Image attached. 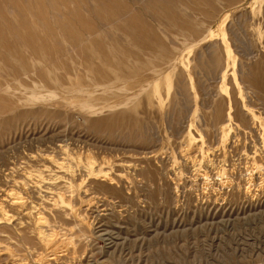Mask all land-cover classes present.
<instances>
[{"label":"rangeland","instance_id":"374dc122","mask_svg":"<svg viewBox=\"0 0 264 264\" xmlns=\"http://www.w3.org/2000/svg\"><path fill=\"white\" fill-rule=\"evenodd\" d=\"M69 1L0 0V264H264V0Z\"/></svg>","mask_w":264,"mask_h":264},{"label":"bare ground","instance_id":"6f19581e","mask_svg":"<svg viewBox=\"0 0 264 264\" xmlns=\"http://www.w3.org/2000/svg\"><path fill=\"white\" fill-rule=\"evenodd\" d=\"M69 2H71V0L69 1ZM68 2V3H69ZM74 2V1H73ZM76 8V7H75ZM38 11V12H37ZM36 11V13L38 14V16H40V15H42V13H40V9L39 10H37ZM79 12V11H78ZM77 13V12H76ZM79 13H81V12H79ZM36 14V15H37ZM43 16V15H42ZM66 16V15H65ZM71 16H73L72 14H71ZM67 17H69V14H67ZM71 18V17H70ZM75 19V18H74ZM72 20V19H71ZM79 20V19H78ZM74 22V21H73ZM66 23V22H65ZM130 24H131V22H130ZM1 25V24H0ZM68 26L70 25L69 23L67 24ZM2 26V25H1ZM10 28V27H9ZM69 28V27H68ZM70 29V28H69ZM11 32H12V30H11ZM90 32V31H89ZM4 36H6V35H4ZM24 38V37H23ZM25 40H26V37H25ZM8 43V42H7ZM263 142H264V137H263ZM59 195V194H58ZM15 200H16V202L17 203H20L21 201H20V198L19 197H15ZM14 202V201H13ZM12 203V202H11ZM25 240V239H24ZM29 240V239H28Z\"/></svg>","mask_w":264,"mask_h":264}]
</instances>
